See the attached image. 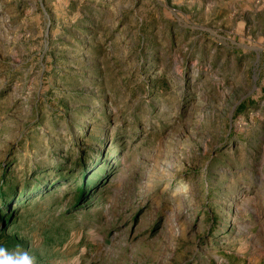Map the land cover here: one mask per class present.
<instances>
[{
    "label": "rangeland",
    "instance_id": "obj_1",
    "mask_svg": "<svg viewBox=\"0 0 264 264\" xmlns=\"http://www.w3.org/2000/svg\"><path fill=\"white\" fill-rule=\"evenodd\" d=\"M0 190L37 264H264V0H0Z\"/></svg>",
    "mask_w": 264,
    "mask_h": 264
},
{
    "label": "clouds",
    "instance_id": "obj_2",
    "mask_svg": "<svg viewBox=\"0 0 264 264\" xmlns=\"http://www.w3.org/2000/svg\"><path fill=\"white\" fill-rule=\"evenodd\" d=\"M0 264H37V260L29 251L9 252L6 247L0 246Z\"/></svg>",
    "mask_w": 264,
    "mask_h": 264
},
{
    "label": "trees",
    "instance_id": "obj_3",
    "mask_svg": "<svg viewBox=\"0 0 264 264\" xmlns=\"http://www.w3.org/2000/svg\"><path fill=\"white\" fill-rule=\"evenodd\" d=\"M100 179V178H99ZM99 179H96L94 181H85V183H77L76 187L78 186V190H77V198L81 199L84 198L86 196L87 190L89 191L90 188H92ZM40 189V186H37V190ZM15 192V191H14ZM3 190H0V196H3ZM1 204H3V201L1 202ZM5 204V202H4ZM1 212V210H0ZM2 218V217H1Z\"/></svg>",
    "mask_w": 264,
    "mask_h": 264
}]
</instances>
